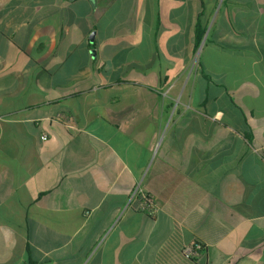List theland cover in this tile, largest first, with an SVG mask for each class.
I'll return each instance as SVG.
<instances>
[{
    "label": "crops",
    "instance_id": "crops-1",
    "mask_svg": "<svg viewBox=\"0 0 264 264\" xmlns=\"http://www.w3.org/2000/svg\"><path fill=\"white\" fill-rule=\"evenodd\" d=\"M29 261L264 264V0H0V264Z\"/></svg>",
    "mask_w": 264,
    "mask_h": 264
},
{
    "label": "trees",
    "instance_id": "trees-1",
    "mask_svg": "<svg viewBox=\"0 0 264 264\" xmlns=\"http://www.w3.org/2000/svg\"><path fill=\"white\" fill-rule=\"evenodd\" d=\"M206 26L201 22V19L197 17L193 26L192 44L193 52H196L205 34ZM27 264H33L28 262Z\"/></svg>",
    "mask_w": 264,
    "mask_h": 264
},
{
    "label": "built area",
    "instance_id": "built-area-1",
    "mask_svg": "<svg viewBox=\"0 0 264 264\" xmlns=\"http://www.w3.org/2000/svg\"><path fill=\"white\" fill-rule=\"evenodd\" d=\"M144 200H145V198L143 197V201ZM149 215L153 216V211H149ZM201 250H202V245L200 243H194L191 246H184L181 249V254L185 258L191 259V258L195 257Z\"/></svg>",
    "mask_w": 264,
    "mask_h": 264
},
{
    "label": "water",
    "instance_id": "water-1",
    "mask_svg": "<svg viewBox=\"0 0 264 264\" xmlns=\"http://www.w3.org/2000/svg\"><path fill=\"white\" fill-rule=\"evenodd\" d=\"M91 1H93V0H91Z\"/></svg>",
    "mask_w": 264,
    "mask_h": 264
}]
</instances>
